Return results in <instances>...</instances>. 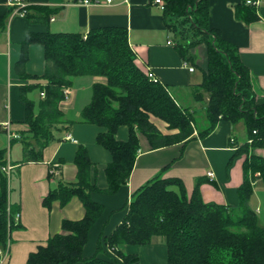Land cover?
I'll use <instances>...</instances> for the list:
<instances>
[{"label":"trees","instance_id":"obj_1","mask_svg":"<svg viewBox=\"0 0 264 264\" xmlns=\"http://www.w3.org/2000/svg\"><path fill=\"white\" fill-rule=\"evenodd\" d=\"M163 1L162 18L171 44L183 62L201 69V81L190 85L195 101L206 100L200 119L191 106L176 100L170 87L150 79L136 65V54L124 26L95 27L85 34L34 32L22 40L15 65L16 73L26 81L20 86L27 125L21 162L40 161L43 148L69 130L73 121L64 117L59 102L65 97L64 89L71 88L74 79L84 75L105 79L93 84L91 100L81 110L80 121L99 127L96 143L110 154L104 168L105 187L97 184V166L83 145L79 144L75 153L74 181L61 179L60 163L57 173L51 164L48 179L52 187L42 204L50 208L58 200L64 206L77 197L85 214L80 220L63 219L62 233L49 237L44 245L30 252L24 264H139L138 254L126 253L123 247L148 245L159 236L166 247V264H264V226L249 206L254 184L257 180L264 184V156L254 152L264 148V100L257 99L258 91L239 47L210 26L209 0ZM35 8L24 17L44 23L52 15L45 7ZM257 16L254 8L244 2L236 7V17L245 22ZM35 42L44 48L46 66L40 75L25 70L28 46ZM199 44H204L206 50L202 63L196 62L195 48ZM35 91L39 92L37 100L30 96ZM151 115L173 131L162 132ZM221 120L234 125L242 122L245 130L243 142L230 137L232 143L229 139L233 153L227 166L235 157L243 158L237 204L204 201L201 178L188 196L181 179L156 175L136 189L129 201L105 215L104 205L93 194L115 195L128 183L140 149V136L147 139L151 149H157L208 135ZM122 127L126 138L118 140ZM7 162L6 149H0L1 248L8 244L11 230L19 227L13 221L19 206L9 201L8 178L1 170ZM116 212L121 216L112 224ZM109 225L113 226L106 231ZM95 227L98 232L94 247L88 252L89 236Z\"/></svg>","mask_w":264,"mask_h":264},{"label":"crops","instance_id":"obj_2","mask_svg":"<svg viewBox=\"0 0 264 264\" xmlns=\"http://www.w3.org/2000/svg\"><path fill=\"white\" fill-rule=\"evenodd\" d=\"M23 1L27 3L28 12L35 10V7H45L52 15L44 23L32 22L14 14L13 8L6 4L7 0H0V149H6L7 163L12 166L8 178L9 201L17 208L19 206V227L11 230L8 255L6 260L0 256V264H24L30 252L44 245L49 237L62 233L63 219L80 220L84 217L85 209L77 197H72L64 206L58 200L53 201L50 208L42 204L52 187L48 179L51 164L60 163L61 179L74 181L77 173L74 157L78 145H83L97 166V184L100 187L107 185L104 168L110 154L96 143L100 129L94 124L80 121L81 110L91 100L93 84L105 81L101 76L84 75L74 79L69 98L59 102L64 117L73 121L71 127L59 140L43 148L40 161L21 162L27 125L24 122L25 105L20 97V86L26 81L16 73L15 65L20 58L21 42L29 33L51 31L85 34L95 27L124 26L128 30L129 44L136 54L135 63L141 70L149 67L155 78L176 92L184 89L190 91L191 84L200 82L193 77L195 69L189 71L184 67L180 54L168 43L171 37L165 27L162 11L151 0H112L110 3L90 5L78 3L79 0ZM242 2L209 0V24L239 47L241 59L249 68L258 91L257 99L264 100V5L258 9L256 20L245 22L236 17V7ZM45 66L43 46L37 42L31 43L28 46L26 72L40 75ZM30 96L37 100L39 92H31ZM159 129L162 130L161 127ZM237 129L245 133L242 122L234 125L221 120L208 135L157 149H151L147 139L140 136V149L128 183L115 195L94 193L93 198L104 205L107 215L129 201L136 189L160 175L163 178L181 179L188 196L192 194L196 180L201 178L203 184L200 185V193L204 201L235 205L238 202L237 187L243 180L242 161L239 172L234 168L226 173L225 167L233 153L230 137L238 142L245 139V135L239 137ZM9 132L17 137L9 138ZM67 134L75 141L64 139ZM117 138H126L125 128L118 131ZM254 152L258 153L256 149ZM208 171L213 173L212 178L207 175ZM257 183L254 184L252 196L264 197V191H255ZM251 200L250 197L249 202ZM255 210L262 214L257 205ZM120 216L116 212L111 223L119 222ZM112 226L106 227V231L111 230ZM97 232L98 227H95L89 236L88 252L94 247ZM133 247L135 245H125L123 250L135 253ZM146 251L151 256L152 264H163V261L166 264L164 243L148 244Z\"/></svg>","mask_w":264,"mask_h":264},{"label":"rangeland","instance_id":"obj_3","mask_svg":"<svg viewBox=\"0 0 264 264\" xmlns=\"http://www.w3.org/2000/svg\"><path fill=\"white\" fill-rule=\"evenodd\" d=\"M171 36H173V38H177L175 36V34H173L171 32ZM178 36V34H176ZM205 45L204 44H199L198 47L195 48V52H196V62H200L201 59L205 56ZM200 61H199V60ZM194 68H195V73H194V79L196 81H201V78H202V73H201V69L194 65ZM193 82H195L193 80ZM169 90L171 91V93L174 95V97L176 98V100L183 106H191L192 107V110H194V112L197 114V117L198 119H200L203 114H204V107L205 106V102L206 100H202V101H195L193 99V96L191 94V91L189 90H181L180 92H176L172 87L169 88ZM37 92V91H35ZM151 120L159 127L162 128V132L164 133H171V131L173 130H170L167 128V125L164 121L154 117L151 115ZM239 128V127H237ZM244 132V130H243ZM241 133V134H240ZM237 134H239V137L240 138H243V135H245V133H242V131H240L239 129H237ZM241 135V136H240ZM256 151L259 153H262L264 154V148H257ZM259 153V155H261ZM241 157H235L231 163V165L227 166L226 164V167H225V172L226 173H229V171L233 170L234 168L237 169V172H239L241 170ZM257 185H256V189L255 191L257 192V190H260L261 192L264 191V184L260 181V180H257ZM203 184V182H201ZM209 183V182H208ZM212 184V187H216V185H214L213 183H210ZM201 185V184H200ZM202 195V194H201ZM251 201L249 202V206L250 208H252L253 210H255L256 208V205L258 206L259 209H261L262 211V214L261 213H258L257 212V215H258V220H259V224L264 226V197H260L258 195H251ZM256 211V210H255ZM155 243H164L163 241V238L162 237H153L152 238V241L150 244H155ZM148 246V245H147ZM147 246H138V245H135V253L138 254L139 256V264H152V259H151V256L148 254V252L146 251V247ZM112 256H114L112 253H110ZM163 264H164V261H163Z\"/></svg>","mask_w":264,"mask_h":264},{"label":"built area","instance_id":"obj_4","mask_svg":"<svg viewBox=\"0 0 264 264\" xmlns=\"http://www.w3.org/2000/svg\"><path fill=\"white\" fill-rule=\"evenodd\" d=\"M111 1L112 0H94V1L93 0H79L78 3L84 4V5H90L93 3H95V4L110 3ZM152 2L154 5L158 6L160 10H163L164 5H165L163 0H153ZM243 2L246 5L252 6L256 13L258 12V9L260 8V6L264 5V0H243ZM6 4L13 8L14 14H17L19 16H25L26 15L27 3H25L23 0H7ZM168 43L171 44L172 42L168 41ZM183 65H184V67L188 68L189 71H194V67L192 65H189L186 62H184ZM144 70H145L146 75L150 79H152L154 81L157 80V78H155V76H153V73L151 72V69L149 67H145ZM64 93H65L64 99L69 98L70 93H71L70 88H65ZM40 95L43 96L44 93L41 92ZM15 136L16 135L14 133L9 132V138H13ZM64 139L75 141L70 134H67L64 137ZM230 141L233 143L234 142L233 138H231ZM248 142H251V140L249 139ZM234 149H236V148L234 147ZM58 166H59V164L55 163L53 168H52V171L57 173L58 172V168H57ZM11 169H12V166L9 163H7V165H4L1 167V170L7 175V178H9V176H10V170ZM207 175L211 178L213 177V173L211 171H208ZM256 176H259L258 172L256 173ZM18 220H19V212H15L13 214V221L16 224V223H18ZM7 255H8V244L4 248L0 249V256H1L2 260H6Z\"/></svg>","mask_w":264,"mask_h":264}]
</instances>
